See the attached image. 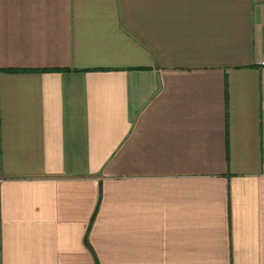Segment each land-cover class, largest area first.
<instances>
[{
	"label": "crops",
	"instance_id": "crops-1",
	"mask_svg": "<svg viewBox=\"0 0 264 264\" xmlns=\"http://www.w3.org/2000/svg\"><path fill=\"white\" fill-rule=\"evenodd\" d=\"M0 264H264V0H0Z\"/></svg>",
	"mask_w": 264,
	"mask_h": 264
},
{
	"label": "trees",
	"instance_id": "trees-1",
	"mask_svg": "<svg viewBox=\"0 0 264 264\" xmlns=\"http://www.w3.org/2000/svg\"><path fill=\"white\" fill-rule=\"evenodd\" d=\"M0 72H1V70H0Z\"/></svg>",
	"mask_w": 264,
	"mask_h": 264
}]
</instances>
